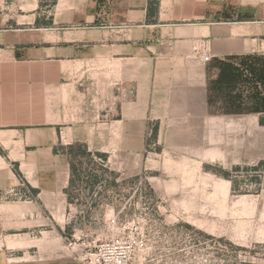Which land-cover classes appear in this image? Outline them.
<instances>
[{
    "label": "crops",
    "instance_id": "crops-1",
    "mask_svg": "<svg viewBox=\"0 0 264 264\" xmlns=\"http://www.w3.org/2000/svg\"><path fill=\"white\" fill-rule=\"evenodd\" d=\"M16 7L0 0V264L71 263L45 217L71 205L67 147L138 154L153 122L165 149H194L220 103L264 127V0Z\"/></svg>",
    "mask_w": 264,
    "mask_h": 264
},
{
    "label": "rangeland",
    "instance_id": "rangeland-1",
    "mask_svg": "<svg viewBox=\"0 0 264 264\" xmlns=\"http://www.w3.org/2000/svg\"><path fill=\"white\" fill-rule=\"evenodd\" d=\"M39 1L47 10L54 0ZM212 111L210 140L194 149H165L153 122L138 154L67 147L71 205L45 214L62 227L61 256L80 264L74 256L127 226L145 264H264V127L240 108Z\"/></svg>",
    "mask_w": 264,
    "mask_h": 264
},
{
    "label": "built area",
    "instance_id": "built-area-1",
    "mask_svg": "<svg viewBox=\"0 0 264 264\" xmlns=\"http://www.w3.org/2000/svg\"><path fill=\"white\" fill-rule=\"evenodd\" d=\"M196 54L202 64L211 59L208 52ZM125 228L127 226H123V230H118L119 233L114 232L111 237L101 240L93 249L81 256H74V260H78L80 264H145L144 243L135 236L126 234ZM67 245L72 247L73 243L69 241Z\"/></svg>",
    "mask_w": 264,
    "mask_h": 264
},
{
    "label": "trees",
    "instance_id": "trees-1",
    "mask_svg": "<svg viewBox=\"0 0 264 264\" xmlns=\"http://www.w3.org/2000/svg\"><path fill=\"white\" fill-rule=\"evenodd\" d=\"M260 123L264 124V120L260 119ZM102 156L105 157L104 155H102Z\"/></svg>",
    "mask_w": 264,
    "mask_h": 264
}]
</instances>
